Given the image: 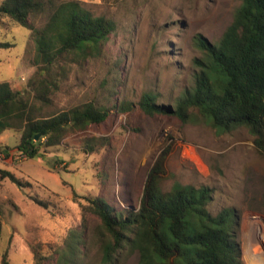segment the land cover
<instances>
[{"label":"rangeland","instance_id":"374dc122","mask_svg":"<svg viewBox=\"0 0 264 264\" xmlns=\"http://www.w3.org/2000/svg\"><path fill=\"white\" fill-rule=\"evenodd\" d=\"M78 1L94 16L111 20L114 30L99 57L67 64L51 96L53 107L92 102L111 109L110 116L68 135L43 160L16 156L18 133L0 136V170L29 183L18 187L0 179V262L6 251L10 264H64L66 255L72 261L68 247L77 242L74 264H138L131 239L104 262L108 237L85 199L105 202L116 214L136 212L148 175L160 161L161 191L176 185L208 188L211 216L234 212L231 230L241 264H264V152L254 137L244 127L215 128L195 109L182 121L145 115L138 105L145 91L158 95V105H173L191 85L192 62L200 56L194 36L217 42L241 0ZM45 20L42 16L36 26ZM0 43L10 45L0 47V83L28 90L35 77L30 32L4 19ZM121 104L130 110L112 108Z\"/></svg>","mask_w":264,"mask_h":264},{"label":"trees","instance_id":"16d2710c","mask_svg":"<svg viewBox=\"0 0 264 264\" xmlns=\"http://www.w3.org/2000/svg\"><path fill=\"white\" fill-rule=\"evenodd\" d=\"M42 16H46L45 23L36 26ZM4 19L30 32L34 43L30 65L35 77L28 90L0 83V135L18 133L16 156L43 160L68 135L108 120L111 109L106 106L85 102L56 110L51 96L66 75L68 63L80 64L101 55L114 23L94 16L78 0H3L1 25ZM193 43L200 56L192 62L191 85L181 90L171 106L158 105V95L145 91L138 102L140 110L148 116H175L184 121L191 116L188 111L195 109L215 128H246L255 146L264 152V0H241L217 42L196 35ZM9 46L0 43V47ZM112 108L130 110L122 104ZM4 154L9 157L8 147ZM160 174L158 161L148 175L136 212L116 214L105 202L85 199L108 237L102 247L104 262H111L131 239L139 253L138 264H241L231 230L234 212L224 209L211 216L206 210L211 192L206 187L176 185L161 191ZM0 179L18 187L29 186L5 170H0ZM34 202L48 206L37 199ZM68 248L73 259L69 261L66 255L64 264L74 262L77 242ZM0 264H10L6 251Z\"/></svg>","mask_w":264,"mask_h":264},{"label":"bare ground","instance_id":"6f19581e","mask_svg":"<svg viewBox=\"0 0 264 264\" xmlns=\"http://www.w3.org/2000/svg\"><path fill=\"white\" fill-rule=\"evenodd\" d=\"M250 250H251V249H250ZM249 261H250V262H253L252 255H249Z\"/></svg>","mask_w":264,"mask_h":264},{"label":"water","instance_id":"95a60500","mask_svg":"<svg viewBox=\"0 0 264 264\" xmlns=\"http://www.w3.org/2000/svg\"><path fill=\"white\" fill-rule=\"evenodd\" d=\"M37 139H39V135H37V136L35 137V140H37Z\"/></svg>","mask_w":264,"mask_h":264},{"label":"crops","instance_id":"0c3cea01","mask_svg":"<svg viewBox=\"0 0 264 264\" xmlns=\"http://www.w3.org/2000/svg\"><path fill=\"white\" fill-rule=\"evenodd\" d=\"M1 135H2V134H1ZM1 135H0V136H1ZM18 138H19V135H18Z\"/></svg>","mask_w":264,"mask_h":264}]
</instances>
